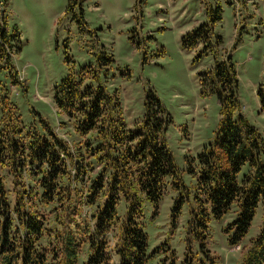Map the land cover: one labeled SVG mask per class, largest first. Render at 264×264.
<instances>
[{
  "label": "rangeland",
  "instance_id": "374dc122",
  "mask_svg": "<svg viewBox=\"0 0 264 264\" xmlns=\"http://www.w3.org/2000/svg\"><path fill=\"white\" fill-rule=\"evenodd\" d=\"M205 23L210 41L201 38L190 48L184 38ZM228 54L238 74L240 111L264 135L258 95L264 82V0H0V128L21 123L25 130H43L47 122L60 136L77 137L55 102V86L72 64L77 71L87 64L100 71L99 79L83 84L118 92L129 130L144 122L146 95L153 89L165 106L162 139L182 182L171 183L176 175H169L160 203L144 202L146 264H211L210 253L216 264H240L245 246L263 227L262 203L241 243L230 241L234 209L211 218L204 247L194 227L200 201L193 168L222 119L217 89L203 83L202 73ZM248 168L246 163L239 175ZM120 204L123 215L126 203Z\"/></svg>",
  "mask_w": 264,
  "mask_h": 264
},
{
  "label": "trees",
  "instance_id": "16d2710c",
  "mask_svg": "<svg viewBox=\"0 0 264 264\" xmlns=\"http://www.w3.org/2000/svg\"><path fill=\"white\" fill-rule=\"evenodd\" d=\"M206 26L184 38L190 48L201 38L210 41ZM67 59L74 61L69 52ZM70 66L55 86V102L74 123L77 137L60 136L47 122L43 130H25L21 123L0 128V264H146L144 202L160 203L169 175H176L171 183L182 182L162 139L165 106L149 88L144 122L129 130L119 93L103 84H83L99 79L100 71L92 64L78 71ZM202 75L203 83L217 89L222 119L193 168L200 201L194 227L204 247L211 218L234 209L238 216L230 241L235 245L250 229L259 204L264 207V135L240 111L231 54ZM259 87L264 110V82ZM123 201L126 211L119 215ZM177 201L176 214L183 196ZM250 241L240 264H264V224ZM209 255L216 264V256Z\"/></svg>",
  "mask_w": 264,
  "mask_h": 264
}]
</instances>
